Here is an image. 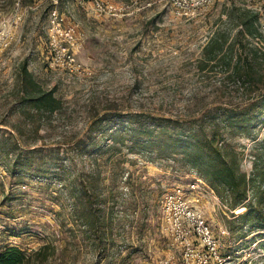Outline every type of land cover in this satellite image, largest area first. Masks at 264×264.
<instances>
[{"label": "rangeland", "instance_id": "374dc122", "mask_svg": "<svg viewBox=\"0 0 264 264\" xmlns=\"http://www.w3.org/2000/svg\"><path fill=\"white\" fill-rule=\"evenodd\" d=\"M53 1H23L15 39L0 58V252L16 247L31 255L51 244L57 250L43 264H183L182 248L164 231L161 201L175 187L192 184L197 174L174 160L147 162L143 154H130L128 145L118 152L106 149L111 143L104 138L94 157H86L83 145L92 150L85 141L88 126L102 116L126 120L135 112L201 117L212 105L247 99L240 82L220 85L219 67L199 72L197 63L217 28L232 41L245 11L258 14L263 38L249 42L264 49V0H216L191 20H174L158 5L141 8L143 0H111L123 16L96 20L74 0H57L59 10L80 29L72 49L89 68L85 75L50 67L47 19ZM15 2L0 0V15L9 16ZM23 66L62 103L59 113L35 114L22 101ZM258 94L247 92L252 99ZM117 121L103 124L106 138ZM257 133L256 143L263 139V132ZM228 141L242 154L240 170L251 174L255 140ZM32 149L38 152L27 154ZM117 156L122 162L114 166L110 160ZM18 157L26 159L24 165ZM52 172L56 178L47 177ZM70 175H81L78 191L88 182L85 176L99 181L92 229L71 216L78 196L64 187ZM203 183L195 193L196 205L219 239L224 264H264V231L241 227L235 218L245 209L230 212Z\"/></svg>", "mask_w": 264, "mask_h": 264}, {"label": "trees", "instance_id": "16d2710c", "mask_svg": "<svg viewBox=\"0 0 264 264\" xmlns=\"http://www.w3.org/2000/svg\"><path fill=\"white\" fill-rule=\"evenodd\" d=\"M239 21L236 26L238 30L231 42H228L226 31L217 28L213 32L202 50L197 70L205 72L208 69L213 72L219 67L218 73L223 75L220 77V85L228 81L240 82L239 91L247 99L241 98L239 102L229 106L212 105L204 111V116L188 119L156 117L136 112L128 113L126 120L121 119L122 115L109 118L102 116L94 119L88 126L85 141L90 142L89 148L92 150H88L86 145L83 148L85 156L93 158V150L99 149V143L104 138L112 145H108L106 149L115 152L121 150L119 147L128 145L130 154H143L147 162L177 161L195 172L230 212L236 208H244L245 211L235 219L241 227L247 226L249 231L259 232L264 231V49L253 46L249 41L263 37L259 29L258 14L245 11L240 13ZM20 77L22 101L33 108L35 114L52 117L60 112L62 103L54 97L52 91L42 90L25 66L22 67ZM219 89L222 90L221 87ZM247 92L259 94L252 99ZM110 121L117 122H114L115 127L110 129L112 132L106 138L107 129L103 124ZM257 132H263V139L258 143ZM229 138L255 140L256 151L251 174L240 170L242 154L233 149ZM82 142L80 140L77 145ZM26 152L33 154L38 150ZM17 159L20 166L25 164L26 159ZM112 160L114 166L122 162L120 156L111 158L110 161ZM66 161L70 163L72 158L69 157ZM26 163L28 166L32 164ZM53 173L55 172L47 177L56 178L57 175ZM80 178L81 175H70L67 178L68 184L64 187L70 195L78 196L72 203L71 216L77 221L85 222L92 229L96 223L93 205L98 199L99 181L93 176H85L88 182H85V187L83 183L78 191L80 182L77 181ZM56 250L54 246L47 244L33 254L26 255L19 248L8 247L0 252V264H43L55 255ZM63 252L62 250L60 255L61 262H64L63 257L66 256ZM37 256L40 258L37 259Z\"/></svg>", "mask_w": 264, "mask_h": 264}, {"label": "built area", "instance_id": "2783aa9c", "mask_svg": "<svg viewBox=\"0 0 264 264\" xmlns=\"http://www.w3.org/2000/svg\"><path fill=\"white\" fill-rule=\"evenodd\" d=\"M23 1L16 0L9 16L0 15V58L15 39L24 15ZM74 1L89 18L97 20L123 16L122 9L111 0ZM215 1L143 0L141 8H153L158 5L168 10L174 20H191L207 11ZM57 4V0H54L47 19L50 67L71 75L89 74V68L76 59L72 49L81 36L80 29L68 20ZM200 186H204V183L197 178L192 184L186 187L177 186L163 195V228L182 248L183 264H224L219 239L196 205L195 193ZM163 264H170V261L166 260Z\"/></svg>", "mask_w": 264, "mask_h": 264}]
</instances>
